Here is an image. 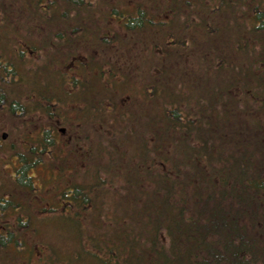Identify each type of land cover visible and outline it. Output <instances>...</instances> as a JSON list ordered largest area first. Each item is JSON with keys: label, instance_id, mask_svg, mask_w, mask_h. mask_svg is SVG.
Masks as SVG:
<instances>
[{"label": "trees", "instance_id": "trees-1", "mask_svg": "<svg viewBox=\"0 0 264 264\" xmlns=\"http://www.w3.org/2000/svg\"><path fill=\"white\" fill-rule=\"evenodd\" d=\"M19 1L0 0V20ZM173 1L184 8L177 31L145 9L113 13L147 34L166 25L180 44L190 41L197 67L168 69L164 58L160 83L151 77L120 114L134 155L88 171L84 187L69 183L75 212L93 209L64 219L75 239L70 264H264V0ZM21 2L36 10L43 0Z\"/></svg>", "mask_w": 264, "mask_h": 264}, {"label": "rangeland", "instance_id": "rangeland-1", "mask_svg": "<svg viewBox=\"0 0 264 264\" xmlns=\"http://www.w3.org/2000/svg\"><path fill=\"white\" fill-rule=\"evenodd\" d=\"M55 2L52 6L43 0L35 10L20 0L10 5V20H0V58L3 63L13 62L15 72L8 75L10 81L0 83V199H8L5 204L10 205L0 207V240L18 241L17 247H0V261L6 264H70L75 239L64 219L83 220L93 209L74 213L62 208L69 199L65 192L72 189L69 183L84 187L93 182L84 176L88 171L108 162L106 167L125 162L118 161L119 153L127 160L134 155L138 144L121 140L127 129L120 114L132 107L131 96L139 93L135 88L149 86L151 77L154 82L163 79L164 58L171 61L168 69L197 67L190 41L180 44L176 39L180 34L173 37L164 25V20L169 21L167 26L173 31L183 25L184 8L181 11L173 0H84L76 9L69 1ZM117 8L126 15L145 9L148 16L160 17L164 24L153 25L148 34L131 30L124 26L126 19L114 16ZM154 35L156 43L151 41ZM21 36L28 37L23 39L31 52L20 47ZM78 65L85 69L76 68ZM72 67L75 72L83 71L75 84L68 73ZM150 94L155 100L156 92H149V101ZM14 104L19 105L20 115L12 110ZM113 104L118 106L117 116ZM64 127L66 133L57 132ZM46 130L56 135L51 145L42 137ZM128 135L135 141L134 132ZM109 153H113V161ZM25 162L35 163L26 170L32 179L29 186H20L15 170ZM106 182L108 186L110 180ZM114 200L116 193L106 197L107 204ZM14 206L24 212L16 213ZM47 209L49 212L44 211ZM17 219L18 225L14 223Z\"/></svg>", "mask_w": 264, "mask_h": 264}, {"label": "flooded vegetation", "instance_id": "flooded-vegetation-1", "mask_svg": "<svg viewBox=\"0 0 264 264\" xmlns=\"http://www.w3.org/2000/svg\"><path fill=\"white\" fill-rule=\"evenodd\" d=\"M137 10H142L141 8H138ZM137 10H136V13H137ZM136 13H134V15H131V16H138V15H136ZM107 36V35H106ZM105 36V37H106ZM22 37V36H21ZM27 39L28 37H26V36H23L22 37V44L20 45V47H22V48H24V50H26V52L27 51H29V52H31V50H32V47L30 46V45H28L26 42H25V40L24 39ZM107 41L109 40V37L107 36ZM21 39L19 38L18 39V41H20ZM21 42V41H20ZM24 50H22V52H21V54L23 55L24 54ZM16 52H18V50H16ZM75 62H73L72 63V65L74 64ZM13 67H14V64H13V62H8V61H6L5 63H3L2 62V60H1V58H0V83L2 82V81H10V78H11V76L9 77L8 75L9 74H11V73H15L14 72V69H13ZM81 67L83 68V70L85 69V66H83V65H78V66H76V68H78V69H81ZM69 68V67H68ZM71 71H73V73H70L71 71H69L68 73H69V75H70V78L71 79H73L72 80V84H75L76 82L75 81H77L78 80V78H77V76L78 75H82V73H83V71H78V72H75L74 71V69H73V67H72V69H70ZM149 82H150V78H149ZM144 85V84H143ZM143 87V86H142ZM150 87V86H149ZM136 90H140V88L139 87H137V88H135ZM83 100H84V97H81ZM3 100V98H2V94L0 93V102ZM16 107L17 106V109H13L12 108V110H15V114L16 115H20V114H18V104H14V105H12V107ZM75 106V105H74ZM73 108H75V107H73ZM112 108H113V113H114V116H117V114L115 113V109H114V107L112 106ZM109 109H111V108H109ZM20 110V109H19ZM48 113V112H47ZM21 115H23V114H21ZM33 117H36V116H33ZM48 117L49 118H52V113L51 114H49L48 113ZM66 130V131H65ZM57 132H59V133H66L67 132V128L66 127H64V128H59V130L57 131ZM49 135V136H51L52 138H56V135H54V132H53V130H46V131H44L43 132V135H42V137L43 136H46V135ZM55 141V140H54ZM24 165L25 164H21L19 167H17L16 168V170H15V178H16V182H17V184H19L20 186H23V185H26V186H29L30 185V183H31V179H32V176L26 171V170H24ZM29 168H33V167H29ZM26 178V179H25ZM72 183V182H71ZM72 185V184H71ZM65 195L69 198L68 199V201L64 204V205H62V208L66 211V212H74L75 213V211H76V205L74 204V189H70V190H68L67 191V193L65 192ZM8 201V199H5V198H3L2 200L0 199V207H2L3 209H7V208H10V205H6L5 204V202H7ZM84 206V212H86L87 210H86V205L84 204L83 205ZM13 208H15V206L13 207ZM68 209H70L69 211H68ZM51 210V209H50ZM54 210V209H53ZM21 212V213H23L24 211H23V209L22 208H20V207H16L15 208V212L17 213V212ZM45 212H49V209H47V210H44ZM55 211V210H54ZM15 224H17V223H19V220L17 219V222H14ZM14 225V224H13ZM18 225V224H17ZM12 228V227H11ZM15 228V227H14ZM16 230H18V228H15ZM15 230V231H16ZM17 232V231H16ZM10 233L11 234H13L14 233V229H12L11 231H10ZM7 240L8 241H4V239H1L0 240V247H2V245H8L9 247H12V244L13 245H15V247H17L18 246V241H13V240H9V238H7ZM20 261V260H19ZM0 264H6L5 262H4V260L3 261H0ZM16 264H18V262L16 263Z\"/></svg>", "mask_w": 264, "mask_h": 264}, {"label": "water", "instance_id": "water-1", "mask_svg": "<svg viewBox=\"0 0 264 264\" xmlns=\"http://www.w3.org/2000/svg\"><path fill=\"white\" fill-rule=\"evenodd\" d=\"M2 138L3 139H6L7 138V134L4 133L3 136H2Z\"/></svg>", "mask_w": 264, "mask_h": 264}]
</instances>
